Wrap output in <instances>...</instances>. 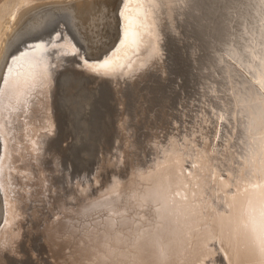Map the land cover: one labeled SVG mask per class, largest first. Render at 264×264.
<instances>
[{"label": "bare ground", "instance_id": "obj_1", "mask_svg": "<svg viewBox=\"0 0 264 264\" xmlns=\"http://www.w3.org/2000/svg\"><path fill=\"white\" fill-rule=\"evenodd\" d=\"M214 1L155 0L153 5H146L144 44L137 53L128 52L131 67L123 74L97 77L83 68L79 57L53 59L50 63L54 67H49L45 79L21 87L18 96L22 102L5 101V136L0 138V223L6 213L7 220L0 230V264H36L38 259H31V254L43 248L57 264H232L233 259L235 264H262L264 257L259 248L240 227L247 194L240 195L237 189L259 183L264 174V103L244 88L245 81L264 77V0H224L219 6ZM121 6L122 0H5L0 5V86L10 56L31 42L50 39L55 31L83 49L85 59L107 56L122 39ZM106 10L109 16L104 14ZM102 13L103 24L114 28L115 34L109 46L98 53L100 43L95 46L90 32ZM181 26L194 40L193 49L198 54L194 60L204 73L202 92L195 98L197 108L188 107L184 98L181 105L188 107L187 112H166L161 108L163 104L160 108L164 112L155 113L156 102L150 95L157 84V92L161 91L158 82L166 79L167 42ZM152 49L159 55H154ZM89 82L94 93L100 82L110 84L114 101L121 104L113 113L115 144L105 153L100 147L104 154L96 162L97 173L92 179L98 182L104 176V183L96 189L97 195L81 197L75 187L65 186V192L67 178L62 175L56 186L60 192L56 190L53 199H46L39 207L35 201L51 183L55 185L58 179L54 175L63 171L58 164L64 161L61 156L68 149L59 146L60 140L57 143L56 135L52 136L59 116L55 109L57 89L63 87L58 102L63 105L65 120H69L70 107L64 102V93L68 90L72 94L79 84L86 86ZM141 85L146 93H137L142 91ZM132 91L138 103L130 106L122 97ZM151 109L156 111L152 114ZM221 114L227 123L220 122L221 138L215 139L213 125ZM205 116L211 124L201 123ZM141 124L146 130L139 138L135 128ZM161 133L165 138L162 144L157 139ZM225 133L229 140L222 143ZM64 134L72 135L66 131ZM194 163L196 168L192 167ZM100 170H108V175ZM253 170H257L255 177ZM87 185L78 192L85 196ZM69 209L74 213H68ZM56 211L63 218L44 223ZM26 214L28 224L23 223ZM25 227L27 259H21L18 248H23L20 239Z\"/></svg>", "mask_w": 264, "mask_h": 264}, {"label": "rangeland", "instance_id": "obj_2", "mask_svg": "<svg viewBox=\"0 0 264 264\" xmlns=\"http://www.w3.org/2000/svg\"><path fill=\"white\" fill-rule=\"evenodd\" d=\"M4 1L5 0H0V5ZM223 1L224 0H215L214 3L216 2V5L219 6L220 4H222ZM104 14L106 16H109L108 15L109 12L107 10L104 11ZM102 16H103V13H102L101 17L98 19V21L95 23L94 29H92V31L90 32V39L92 38V40L96 43L95 46H97V44L100 43L99 48H98V53L102 52L103 50H105L109 46L110 41H111L113 35L115 34L114 28H111V26L106 25L105 23L103 24V21H104L103 17L104 16L103 17ZM227 18H228V16H227ZM234 23H235V25H237L238 20L234 21ZM181 28H182V26L180 27L181 31L179 30V33L171 34V36H173V37L167 42L168 45H167L166 55L168 57L166 56V60H167L166 61L167 72L165 74L166 79L165 80L161 79L160 75L157 76V78L160 77L159 79H161V81L158 82L159 88L161 86V91L157 92V87H158V84H157V87L154 88V89H156L153 92L154 94L150 95V97L152 98V101L156 102V103L154 102L155 106H153V107H154V109L157 108L158 112L153 109L154 112L156 111L155 113L164 112V110H162L161 108H163V109L165 108L166 112H170V111L172 112L173 111L172 113H174V114L175 113L176 114H182L185 109L187 112V110H188L187 108L193 107V105H194V107L197 108L196 104L198 103V101H196L195 98L200 97L199 91L202 92V89H200V88L202 85L201 82H203V80H204V78H202L204 73L202 70H200V68H199L200 65L198 63L196 64L195 60H194V58H196V56H198L196 51H194V49H193L194 40H193L192 36L190 37L191 34L188 35L189 33L185 32L184 28H182V29ZM178 35H180V36H178ZM182 35H184V36L182 37ZM73 37L76 39V41L79 42V40L77 39V37L75 35H73ZM180 40L183 42H180ZM192 50H193L194 54L191 53ZM168 53H169V55H168ZM11 57H12V55L10 56V58ZM10 58H9V60H10ZM181 60H183V61H181ZM167 62H169V63H167ZM185 62H187V63H185ZM193 63H195V64H193ZM180 64H181V66H180ZM194 67H197V68H194ZM61 70H62V68L59 69V71H61ZM183 70L186 71V73ZM155 74L158 75V73H155ZM183 74H185V75H183ZM189 75H190V77H189ZM198 77H200V78H198ZM167 79H168V81H167ZM61 81H62V79H61ZM176 82H177V84H176ZM58 83H59V81H58ZM153 83H151V84H153ZM167 83L168 84L170 83V84L167 85ZM59 84H61V83H59ZM89 84H91V85H89ZM89 84L86 85L88 87L84 86L85 84H81V85L79 84L77 91L74 90L77 93H75L73 91L74 93L72 92V94H71L67 90V92L69 93L68 95H70V96L65 95V93H67V92L64 93V97H65L64 102L69 103V107H70V112H68L69 120L67 117L65 120V116H64V114H62V111H61L63 105L61 102H58L60 100V98L62 97L61 96L62 94L60 95V92H62L61 90H63L62 89L63 87H61V85H59V87L57 89L58 94L56 95L57 104H56L55 109H56L57 113H59L58 126H57L58 129H56V133L53 135H54V137L56 135V140H58L57 143L60 140L59 146H61V147H67L68 146V149L66 150V152L65 151H64L65 153L63 152V157L61 156L62 160L64 159V161H61V160L60 161H61V165L65 164V166L63 165V167L65 169L68 168L69 170L66 169V171L67 172L70 171L72 173L73 177H76V175L79 177L80 176L82 177V175H84L82 173H85L87 178H92V175L95 171V167L98 164V163L96 164L97 160L100 159L101 155H103L105 152H107V148H109V147L111 148L115 144V138L112 136V132L114 131V128H116V126H115L116 122H115V118H114L115 116H113V113L116 110H118L117 108H119L121 106V104L118 105L116 103V101H114V99H113L114 96L112 95L113 89H112V86L110 84L100 82L99 86L98 85L96 86L98 88V92L97 91H95V92H97V93H94L93 90L89 89V87L92 86V83L89 82ZM143 84L145 86H146V84L148 85V83H143ZM144 85H143V87H144ZM141 87H142V85H141ZM143 87L141 88L143 92L138 91L137 93H139V94L140 93H146V90L145 89L143 90ZM159 88H158V90H160ZM168 88H169V90H168ZM80 89H81V92H80ZM74 94H76V95H74ZM132 95H133V91H132V93L130 92V94L129 93L126 94L127 97L126 96H125V98L122 97L124 99V102L126 100L128 105H130V106L136 102L138 103V101L136 99L134 100V97ZM155 96L157 97V99ZM162 97H163V99H162ZM165 97H166V99H165ZM138 98L140 99V97H138ZM183 99H184V101L186 100L184 102L188 106V107L185 106L186 108L181 105V101ZM192 99H194V100H192ZM89 100H90V102H89ZM168 100L169 101L171 100L170 103L168 102ZM190 101H192V102H190ZM67 103H66V105H67ZM165 103H166V105H165ZM163 104H164V106H162ZM166 107H167V109H166ZM153 110L150 113L153 114ZM168 110H170V111H168ZM179 112H181V113H179ZM130 114L132 116L134 114L132 109H130ZM185 118L188 120L190 119V118H188V116H185L184 119ZM82 119H84V120L86 119L85 122H87V123L83 122ZM102 119H103V121H102ZM182 120H183V117H181V121ZM133 122L136 123V121H133ZM184 124H185V122L184 123L182 122V125H184ZM176 125L179 126V128L181 127V129H183V126L182 125L180 126V123H177ZM187 125L189 126L188 122H187ZM173 126L174 125H172V127ZM67 128H68V130H67ZM69 129H71V130L69 131ZM145 130L146 129L144 128V126H142V124L140 126L137 125V127L135 128V131H137L139 138H140V134L141 133L143 134V132ZM65 131H66V133L71 132L72 135L67 136L68 134H64L67 137H69V138H67L66 136L62 135L63 132L65 133ZM174 131H176V130L174 129ZM86 133H88V134L86 135ZM61 135L63 138L61 137ZM69 139H71V140H69ZM64 140H67V141L63 142ZM101 146H102L103 152L105 151L104 153L101 152L102 151V149L100 148ZM112 151H113V149H112ZM66 163H67V165H66ZM56 173H58V171H56ZM0 213H1V204H0ZM25 224H28V223L26 222ZM0 225H1V223H0ZM26 238L27 237L25 236L24 239H26ZM24 243H26L25 245H27L28 241H25L22 243L23 248L22 247L18 248V250L21 253L20 254L21 259H24V257H25V259H27V256H26L27 254H24V250H25L24 249ZM36 253H38L40 257L42 256V254H40V252L36 251ZM36 253H35V255H36ZM35 255L33 257V254H31L32 258L31 257L30 258L34 259ZM43 255L45 256L46 254H43ZM44 256H42V257H44ZM48 260H50V258H48ZM48 260H45V258H43L44 262H42V264H44V263L50 264L49 263L50 261H48ZM46 261H48V262H46ZM37 263L39 264V262H37Z\"/></svg>", "mask_w": 264, "mask_h": 264}, {"label": "snow or ice", "instance_id": "obj_3", "mask_svg": "<svg viewBox=\"0 0 264 264\" xmlns=\"http://www.w3.org/2000/svg\"><path fill=\"white\" fill-rule=\"evenodd\" d=\"M154 2L155 0H122V8L119 12L122 21V39L119 42V47L113 49L107 56L97 60L85 59L74 43L70 40L61 41L59 32L55 33L50 39L30 43L26 45L24 51L13 55L6 67L2 86H0V138L5 136L3 131L4 123L2 122L6 119L3 117V111L6 107L5 101L16 100L22 102L18 96L21 87L31 86L37 79H45L48 75L49 67H54L50 63L51 60L73 56L79 57L86 71L103 78H110L118 73L123 74L124 69L131 67L128 52L131 51L135 54L139 51L144 44V30L148 27L145 22L147 16L143 9L146 5H153ZM133 9H135V12H133ZM150 10L149 7V12ZM148 48H152L151 44L148 45ZM121 49H126V51L121 52ZM152 52L154 55H159V52L155 49H152ZM257 85L259 86L258 89ZM244 88L249 95L255 96L257 100L264 103V77L254 81H245ZM212 112L213 115H216L215 109ZM220 122L227 123L223 114L217 116L216 123L213 125L215 139H220ZM201 123L211 124V121L205 116ZM249 128H251V123ZM229 130H233L231 125H229ZM209 134L212 135L211 132ZM228 140L229 137L225 133L222 143ZM2 143L3 141L0 139V144ZM192 167L196 168L197 164H192ZM2 175L3 156L0 155V180H2ZM188 175L191 176L192 174L188 173ZM252 175L255 177L257 170H253ZM220 179L222 180V178ZM2 187L3 185L0 183V188ZM185 187H187L186 184ZM237 191L240 195L247 194V199L243 206L244 220L241 221L240 227L250 236L252 242L259 248L260 255L264 257V174H262L259 183H249L247 187H238ZM176 195H180V193L177 192ZM184 199H187V197H184ZM0 247H3L2 241H0ZM225 258L227 259V256ZM232 264H235L234 259ZM262 264H264V261H262Z\"/></svg>", "mask_w": 264, "mask_h": 264}, {"label": "water", "instance_id": "obj_4", "mask_svg": "<svg viewBox=\"0 0 264 264\" xmlns=\"http://www.w3.org/2000/svg\"><path fill=\"white\" fill-rule=\"evenodd\" d=\"M121 8H122V6H121ZM121 8H120V10H121ZM55 33H57V31H55L54 33H52V36L55 34ZM61 37H62V39H61V41H65V38L63 39V37H64V34L62 35L61 34ZM36 42H39V41H34V42H31V43H36ZM30 44V43H29ZM78 48V47H77ZM79 50H80V52L82 53V51H83V49H80V48H78ZM114 48H112L111 50H110V52H112V50H113ZM25 49H22V50H20L19 52H18V54L21 52V51H24ZM109 52V53H110ZM107 55V54H106ZM87 60H89V59H87ZM79 65V64H78ZM80 66H81V64H80ZM81 68H82V66H81ZM127 77V75H125V77H123V78H126ZM121 79V80H123L124 81V79ZM123 84V83H122ZM57 126H58V123H55V125L53 126V133H52V136H53V134L54 133H56V129H57ZM173 128V127H172ZM44 132H49V129H45V130H43ZM46 136V135H45ZM221 138V137H220ZM159 141L158 142H160L161 144H162V142L165 140V138H164V136H162V133L160 134V136H158V138H157ZM156 139V140H157ZM3 146V145H2ZM2 146H1V150H2ZM151 146L152 145H148L147 147H149V148H151ZM49 148V147H48ZM47 148V149H48ZM149 148H147V150L149 149ZM47 149H44V152H46V153H48L49 154V151L47 150ZM117 150L116 149H113V152H116ZM118 152V151H117ZM0 155H1V153H0ZM49 156V155H48ZM50 157V156H49ZM48 157V158H49ZM150 157V156H149ZM47 158V157H46ZM152 158H154V157H152ZM58 162H60V158H58ZM61 163V162H60ZM60 163L58 164V167L60 168V169H62L63 168V171L62 172H58V173H55V178L56 179H58V180H55L54 181V183H55V185H53L52 183L49 185V189H48V191H46V192H44V193H42L39 197H37V199H36V205H38L39 207H42V205H44V202L46 201V199L47 200H52L53 199V196H55V193L54 192H56V190H58L57 191V194H58V192H60L59 190L60 189H58L56 186L58 185V182H59V177L60 176H64L65 175V178H67L66 179V182L64 183V188H65V192H67V187H70V188H73V187H75V188H78L77 189V194L79 195V196H81V197H87V196H91V195H97V194H95V193H97L96 192V189H98V187H101L102 185H103V183H104V176H103V178L101 179V181H98V182H95L94 180H92L93 178H95V173H97V171L95 170L94 171V173H93V176H92V178H87L86 177V174H84V175H82V177H79V176H77V177H73L72 176V173L70 172V171H65L64 170V167L62 166H60ZM101 171V173H106L105 174V176L106 175H108V170H100ZM62 176V177H63ZM89 179V180H88ZM65 181V180H64ZM57 182V183H56ZM0 183H2V181L0 180ZM85 184H89V185H87V193L85 194V196L84 195H82V193H79L78 192V190H79V188H85ZM65 186H67V187H65ZM64 192V191H63ZM56 194V195H57ZM1 195H2V202H3V206H4V212H7V202L5 201V195H4V192H3V190L1 189ZM46 196V197H45ZM30 205H31V203H30ZM30 207V206H29ZM73 208H75V207H73ZM68 213L69 212H71L72 214L74 213V210H71V209H69V211H67ZM60 214H62V213H60V212H58L57 213V211L54 213V215L51 217H49V220H47V221H44V223H49V222H51L52 220L54 221V220H60V219H62L63 217V215H60ZM25 219H24V221H23V223L25 224L26 222L28 223L29 222V215L28 214H26L25 215ZM6 220H7V213H6V217H5V220L3 219V221L1 222V225H0V230H2L3 229V227L5 226V223H6ZM27 237V234H26V227H25V229L23 230V238H21L20 239V243H22L25 239H24V237ZM60 240V239H59ZM41 243V242H40ZM59 248V247H58ZM44 249V248H43ZM41 249L40 250V253L43 255V254H46L45 256H44V258H45V260H48V258H50L49 257V253L44 249ZM59 250V249H58ZM36 251L37 250H34L33 251V255L36 253ZM63 252L64 253H66L67 252V249H64L63 250ZM14 254V253H13ZM12 255V254H11ZM220 256V254H217V257H219ZM35 258H37L38 260V262L39 263H42V262H44L43 261V257L41 256H39V254L38 253H36V257ZM42 258V259H41ZM56 259V258H55ZM53 257H51L50 258V260H48V261H50L49 263H51V264H57V262H56V260H55ZM57 260H58V262H60V263H63L64 261L62 260V259H60V258H57Z\"/></svg>", "mask_w": 264, "mask_h": 264}]
</instances>
